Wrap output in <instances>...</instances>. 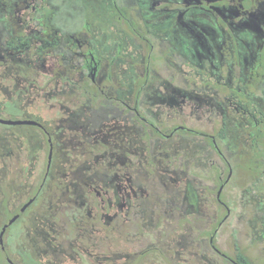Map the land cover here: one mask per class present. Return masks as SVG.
<instances>
[{
    "label": "flooded vegetation",
    "instance_id": "flooded-vegetation-1",
    "mask_svg": "<svg viewBox=\"0 0 264 264\" xmlns=\"http://www.w3.org/2000/svg\"><path fill=\"white\" fill-rule=\"evenodd\" d=\"M0 118V264H264V0H0Z\"/></svg>",
    "mask_w": 264,
    "mask_h": 264
},
{
    "label": "rangeland",
    "instance_id": "rangeland-1",
    "mask_svg": "<svg viewBox=\"0 0 264 264\" xmlns=\"http://www.w3.org/2000/svg\"><path fill=\"white\" fill-rule=\"evenodd\" d=\"M43 113L47 114L46 111H43ZM12 114H13V117H21L20 112H13V113L11 112L9 116ZM0 129L2 133L6 135V137L8 136L11 137V133H12L13 136L16 135L18 138H21V139H13V140H16L19 143H21L24 149H29V148L31 149V146H32L31 141L32 139L34 140V152L38 153V157H39L37 165L35 166L36 177H37V180H40L42 178L43 172L45 171L46 162H47L46 136H44V134L41 132L40 129L32 127V126H28V125H19L17 127H14V126H5V125L0 124ZM7 129H11V130H7ZM9 140L11 139H5V141H9ZM54 161H56V158ZM51 173H53V170L51 171ZM151 185L153 186V190L152 189L146 190V195H147L146 200L150 202L151 204H153L154 202H158L160 200L161 194H160V190H157L159 185L156 181H152ZM2 210L3 209L0 208V212H2ZM7 210L8 211L15 210V208H8ZM33 210H34V207L31 211ZM150 215L155 216V213L151 212ZM171 225L172 227H174L175 223ZM139 226H140L139 224H135L136 231L137 229L142 230L141 228H139ZM14 227L19 229L21 228V225L15 224L13 228ZM150 228H151L149 229L151 231L150 238H152L153 243H155L154 247L164 248L163 241L160 240L159 233H158V231L160 230L159 226L155 225V223H151ZM152 233L154 235H152ZM173 237H174V234H173ZM22 255L23 257L26 256L25 248L22 250ZM153 260H155V264H165L163 257H159V255L157 254L154 256H151L150 261L146 262L145 264H153L154 263ZM174 260H175V256L174 257L172 256L171 261L174 262ZM120 264H124V262L121 261Z\"/></svg>",
    "mask_w": 264,
    "mask_h": 264
},
{
    "label": "water",
    "instance_id": "water-1",
    "mask_svg": "<svg viewBox=\"0 0 264 264\" xmlns=\"http://www.w3.org/2000/svg\"><path fill=\"white\" fill-rule=\"evenodd\" d=\"M0 122L6 125H37L40 124L38 121L34 120V119H16V120H12V119H2L0 118ZM52 159V149L50 150V154H49V165ZM33 201L30 200L23 208L22 211L25 210V208ZM16 217H14L11 222H13L15 220Z\"/></svg>",
    "mask_w": 264,
    "mask_h": 264
}]
</instances>
